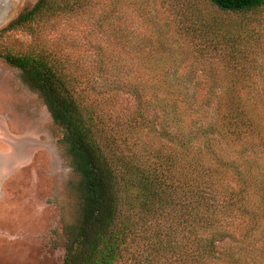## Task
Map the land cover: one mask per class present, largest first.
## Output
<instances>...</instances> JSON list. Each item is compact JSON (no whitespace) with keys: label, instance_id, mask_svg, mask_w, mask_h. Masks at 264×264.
<instances>
[{"label":"trees","instance_id":"trees-1","mask_svg":"<svg viewBox=\"0 0 264 264\" xmlns=\"http://www.w3.org/2000/svg\"><path fill=\"white\" fill-rule=\"evenodd\" d=\"M81 15L91 67L0 52L80 178L64 263L264 264V0H37L0 32Z\"/></svg>","mask_w":264,"mask_h":264},{"label":"rangeland","instance_id":"rangeland-1","mask_svg":"<svg viewBox=\"0 0 264 264\" xmlns=\"http://www.w3.org/2000/svg\"><path fill=\"white\" fill-rule=\"evenodd\" d=\"M36 1L0 0V31ZM91 20L59 17L0 32V52L60 45L91 67L97 45L105 43ZM256 84L264 87V77ZM61 136L39 91L0 55V264H65V229L77 222L82 199L80 178Z\"/></svg>","mask_w":264,"mask_h":264},{"label":"flooded vegetation","instance_id":"flooded-vegetation-1","mask_svg":"<svg viewBox=\"0 0 264 264\" xmlns=\"http://www.w3.org/2000/svg\"><path fill=\"white\" fill-rule=\"evenodd\" d=\"M17 18H18V17H17ZM17 18H15L14 20H16ZM14 20H12V21H14ZM12 21H11V22H12ZM11 22H10V23H11ZM10 23H9V24H10ZM9 24H8V25H9ZM8 25H7V26H8ZM5 27H6V26H5ZM5 27H4V28H5ZM4 28H2V29H4Z\"/></svg>","mask_w":264,"mask_h":264},{"label":"bare ground","instance_id":"bare-ground-1","mask_svg":"<svg viewBox=\"0 0 264 264\" xmlns=\"http://www.w3.org/2000/svg\"><path fill=\"white\" fill-rule=\"evenodd\" d=\"M3 18H0V23L2 22Z\"/></svg>","mask_w":264,"mask_h":264}]
</instances>
